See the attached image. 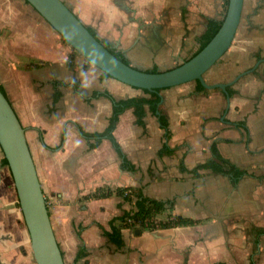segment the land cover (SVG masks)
I'll use <instances>...</instances> for the list:
<instances>
[{"label": "crops", "instance_id": "crops-1", "mask_svg": "<svg viewBox=\"0 0 264 264\" xmlns=\"http://www.w3.org/2000/svg\"><path fill=\"white\" fill-rule=\"evenodd\" d=\"M63 1L146 71H166L197 54L209 22L222 20L228 3ZM254 67L227 88L229 102L221 89L203 91L191 81L162 89L159 115L146 104L143 124L126 109L113 131L120 155L109 139L91 147L95 140L84 135L104 132L113 112L111 100L94 93L151 95L104 76L26 0H0V86L25 128L65 264H264V0L244 1L231 48L205 78L231 82ZM125 188L132 200L117 193ZM139 192L167 204L158 219L194 223L123 229L118 246L105 231L136 210ZM18 201L0 146V264H37ZM81 244L86 254L76 260Z\"/></svg>", "mask_w": 264, "mask_h": 264}, {"label": "water", "instance_id": "water-1", "mask_svg": "<svg viewBox=\"0 0 264 264\" xmlns=\"http://www.w3.org/2000/svg\"><path fill=\"white\" fill-rule=\"evenodd\" d=\"M66 43L88 62L109 76L142 90L155 91L199 81L206 89H221L229 102L227 88L231 82L209 83L205 75L230 49L241 23L244 1L228 0L221 26L208 44L189 60L176 67L148 72L118 58L79 19L63 0H26ZM162 102L160 99L159 104ZM159 115V111H157ZM0 146L11 170L18 195V206L27 226L31 248L37 264H65L56 239L36 166L21 124L11 102L0 88Z\"/></svg>", "mask_w": 264, "mask_h": 264}, {"label": "trees", "instance_id": "trees-1", "mask_svg": "<svg viewBox=\"0 0 264 264\" xmlns=\"http://www.w3.org/2000/svg\"><path fill=\"white\" fill-rule=\"evenodd\" d=\"M227 6H228V3H227ZM223 19L220 21H210L209 22L207 30L200 40L201 46H200L199 51L201 49H203L208 44V42L214 37V35L217 33V31L219 30V28L221 26ZM89 30L91 31L92 34H94L96 36V34L93 30H91L90 28H89ZM63 41L66 43V41L64 39H63ZM106 46H108V45H106ZM112 52L118 58L122 59L126 63H129L123 54L116 53L113 50H112ZM189 59L190 58H188L187 60H189ZM147 71L148 72H158V69H157V67H155V68H153L151 70H147ZM103 74L106 77L109 76L105 72ZM196 83H197V87L200 90L204 91L206 89L202 86V84L199 81H196ZM0 88L3 91V93L5 94V92L1 86H0ZM144 91H145V93L150 94L151 98L133 97V98H127V99H116L108 91H105L102 93L96 91L94 93L95 96L104 95L107 98H109L112 102V105H113V112H112V115L109 119V126L107 127V129L104 132L84 133V135L87 138L95 140V143L91 144V147H96L101 142V140L103 138H107L113 143L117 152L120 155H123L121 147L113 135V131H114V129H115V127L119 121L120 115L126 109L133 108L135 116L137 117L136 122L138 124H143V117L145 115V105L146 104L150 105L151 110L153 112H156L158 110V104H159L160 99H161L159 92L161 91V89H158L155 91H148V90H144ZM228 92L230 95L233 93L230 88H229ZM58 97L59 96L57 95V97H55V100L58 99ZM160 123H161L162 127L168 128L169 123H168V121L164 115H160ZM5 163L8 164L6 159H5ZM211 164H213V162H211ZM207 166H208V164L203 165V167H207ZM123 167L128 168V169L132 168V166L128 163V161L126 159L123 162ZM117 193L121 194L122 196H124L128 200H132L133 196H134L133 191L131 189H128V188L118 190ZM107 194H110V192L95 194V196L101 197V196H104ZM135 195L137 196V201L135 202L136 210L126 211L123 213L122 216L114 218L110 223L111 230L105 231V233L107 234L109 239L112 242H114L115 244H117L118 246L123 245V238H122V230L123 229H133V230L138 229L141 231H143V230H155V229H164V228H170V227H174V226H181V225H187V224L194 223L193 220H189V219L186 220L182 217H177V216L174 218H171V219H167V220L158 219L159 215L167 210V206H166L167 204L161 200H156V199L145 197L140 192L135 194ZM79 236H80V233H79ZM85 254H86L85 248L81 244V247H80L79 252L77 254L76 260H78L80 257H83Z\"/></svg>", "mask_w": 264, "mask_h": 264}, {"label": "rangeland", "instance_id": "rangeland-1", "mask_svg": "<svg viewBox=\"0 0 264 264\" xmlns=\"http://www.w3.org/2000/svg\"><path fill=\"white\" fill-rule=\"evenodd\" d=\"M230 48H231V47H230ZM225 54H226V53H225ZM225 54H224V56H225ZM224 56H223V57H224ZM223 57H222V58H223ZM222 58H221V60H222ZM221 60H220V61H221ZM220 61H219V62H220ZM219 62H218V63H219ZM218 63H217V64H216V65H215L210 71H214V69L218 67ZM208 72H209V71H208ZM207 74H208V73H207ZM207 74H206V75H207ZM208 76H209V75H208Z\"/></svg>", "mask_w": 264, "mask_h": 264}, {"label": "flooded vegetation", "instance_id": "flooded-vegetation-1", "mask_svg": "<svg viewBox=\"0 0 264 264\" xmlns=\"http://www.w3.org/2000/svg\"><path fill=\"white\" fill-rule=\"evenodd\" d=\"M108 47H110V46H108ZM111 48V47H110Z\"/></svg>", "mask_w": 264, "mask_h": 264}]
</instances>
